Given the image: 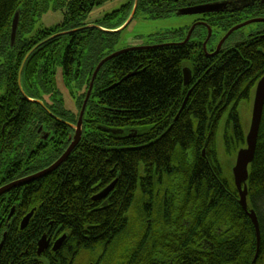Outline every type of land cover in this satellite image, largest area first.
I'll return each mask as SVG.
<instances>
[{
    "label": "trees",
    "instance_id": "obj_1",
    "mask_svg": "<svg viewBox=\"0 0 264 264\" xmlns=\"http://www.w3.org/2000/svg\"><path fill=\"white\" fill-rule=\"evenodd\" d=\"M105 1L0 0V83H10L6 88L10 96L18 97L16 77L20 67L24 84L29 83L32 69L41 64L45 71L43 86H49L62 59L69 67V59L81 58L88 47L92 56L104 49L108 53L115 34L87 29L55 35L83 25L85 15ZM143 4L145 1L141 0L139 6ZM17 8L20 23L10 47L9 25ZM50 10L63 11L61 23L36 29L35 20ZM253 44L222 52L212 57L210 63L201 62L197 66L200 81L176 121L172 118L178 107L174 101L180 97L177 77L181 52L169 48L175 52L155 55L156 60L150 63L149 50L138 53L136 58L132 56L134 52H125L107 62L106 68L110 67V76L115 78L141 67L137 74L105 94L97 86L108 80L107 74L96 77L85 114L89 134L72 158L74 169H83L86 174L80 173L67 186L57 188L53 207L57 210L60 206L64 214V232L70 234L73 230V237H90V261L264 264V104L245 182L247 211L238 203L231 167L227 165L230 162L232 166L237 150L245 146L246 130L240 123L238 105L249 99L255 81L264 75V43L260 47ZM187 50L186 47L188 59ZM109 83L103 84L104 88ZM166 101L170 115L161 117L154 109L161 111ZM162 120L172 125L169 132L155 143H147V125ZM132 126L142 141L127 139L130 136L126 132H132ZM101 137L109 142H99ZM117 140L134 148L108 152L107 148ZM86 177L91 183L100 181L102 185L117 178L101 206L87 208V200L82 198ZM75 180L78 187H74ZM249 210L254 211L259 223L256 258L255 230L247 215ZM13 233L8 235L0 264L10 263L15 251L21 249L20 239L10 236Z\"/></svg>",
    "mask_w": 264,
    "mask_h": 264
},
{
    "label": "flooded vegetation",
    "instance_id": "obj_2",
    "mask_svg": "<svg viewBox=\"0 0 264 264\" xmlns=\"http://www.w3.org/2000/svg\"><path fill=\"white\" fill-rule=\"evenodd\" d=\"M140 1L130 0L119 7L121 9L128 6L129 9H123L122 12L116 9L104 15L100 20L87 22L90 11L82 21L83 25L72 29V31L55 33V35L64 36L74 31L87 29L117 35L131 22L139 9L147 11L151 18L171 15L193 17L191 26L186 27L187 30L177 29L164 35H151L143 44L126 47L124 52L117 55L134 52L132 56L136 58L138 53L149 50L151 57L147 61L150 63L151 60H156L155 55L175 52V49L169 50V48H176L177 53L181 52V56L178 54L179 75L177 77L180 80L178 89L180 97L174 101L178 107L174 111L176 113L172 118L173 121L178 119L179 114L187 105V100L193 89L197 88L200 81L197 66L201 62L210 63L214 60L212 57L220 56L222 52L226 51L234 52L239 45L254 43L253 46L260 47L264 43V0H144L145 4L139 6ZM125 11L126 13H124ZM113 12L116 14L109 17ZM131 13V19L123 26ZM113 19L118 20L114 30L103 26L104 23ZM242 23L247 24L234 29L219 45L229 30ZM226 25L227 27H225ZM251 25H255V27L246 30ZM116 42L114 41L108 53L104 49L94 56L87 51L88 47L82 53L81 58L74 56L69 59L71 61L69 67L64 65L62 59L59 66L55 68L53 83L49 86H43L45 71L41 64L32 69L29 79L24 76L29 80V83L24 84L20 78L22 72V67H20L16 77L17 98L10 96V93L7 92L6 88L10 83H0V190L4 189L5 191L0 195V262L6 241L9 238L8 235L13 231L14 233L10 236L20 239L21 249L15 251L10 263L7 264H95L90 261L91 251L87 247L90 237L87 234L73 237L75 236L72 233L73 230L70 234L64 232L67 226L63 220L64 214L60 212V206L57 207V210L53 207L56 205L55 190L62 185L67 186L70 179H77L74 176L80 173L86 174L83 169H74L75 163L72 158L84 145V137L89 134L86 130L89 124L85 122V114L96 77H103L105 73L107 74L106 82H110V86L104 88L103 84L106 82L97 86L98 91L105 94L116 85H120L129 77L137 74L141 67V65L137 66L121 78L111 75L113 78L109 79L111 70L110 67L106 68L107 62L117 56L105 63L102 61L111 54L123 50H114ZM99 43L103 45L102 42ZM186 47L188 48V59L186 58ZM189 52L191 53L190 57ZM29 54L30 52L26 54V57ZM183 55L185 57L181 58ZM200 55L204 57H194ZM99 64L101 65L95 73ZM185 68L190 71L187 84H185L183 76ZM190 68L193 70V74ZM263 76L261 75L255 81L253 90L250 92L253 96L255 86ZM90 85H92L91 90L87 96ZM68 104H70V108L66 107ZM83 105L81 123L78 126V116ZM161 108V111L159 109H154V111H159L161 117L164 114L165 117H169V102L166 101ZM169 123L168 120H162L147 125V143H155L169 132L172 126ZM129 128L132 132H126V135L130 136L127 139L136 141V143L143 140L134 126ZM77 130L79 131L78 137L75 139ZM105 140L109 142L108 139L102 137L99 142L104 143ZM123 143L124 141L117 140L113 146L107 148L108 152H121L125 148H134L124 146ZM67 151L66 156L54 169L38 176L42 170H47L55 165ZM201 153L204 155V150ZM116 181L117 178H113L109 183L102 185L100 181L91 183L86 177L82 198L87 200V208L90 205L101 206L100 204L106 200ZM16 182L19 184L7 188L8 185ZM77 183L78 181L75 180L74 187H78ZM109 185L113 186L104 197L94 199Z\"/></svg>",
    "mask_w": 264,
    "mask_h": 264
},
{
    "label": "rangeland",
    "instance_id": "obj_3",
    "mask_svg": "<svg viewBox=\"0 0 264 264\" xmlns=\"http://www.w3.org/2000/svg\"><path fill=\"white\" fill-rule=\"evenodd\" d=\"M130 0H107L102 3L101 6L95 7L92 9L91 13L87 16V22L100 20L104 15L119 9L120 6L129 2ZM63 11L57 10L50 12L42 13L35 20L34 27L37 28H47L50 25H55L61 23L63 19ZM193 17L186 15H171L169 17H161V18H151L147 11H143L142 9L137 10L136 14L131 19V22L122 30H120L119 34L114 36V40L117 41L115 43L114 50H121L126 47H133L136 44H143L146 39H148L151 35H164L173 30L182 29L187 30L186 27L189 28L191 26ZM117 19L109 20V22L104 23L105 28L113 29L117 25ZM255 25H251L248 29H253ZM121 29V28H120ZM119 30V29H116ZM147 41V40H146ZM1 56V55H0ZM0 61L2 58L0 57ZM1 63V62H0ZM253 94L251 93V97L247 101H242L238 105V112L240 116V123L243 129L247 131L250 123L251 117V109H252V100ZM68 104L66 107H69ZM232 166L234 161H232ZM230 167L231 163L227 164Z\"/></svg>",
    "mask_w": 264,
    "mask_h": 264
},
{
    "label": "water",
    "instance_id": "obj_4",
    "mask_svg": "<svg viewBox=\"0 0 264 264\" xmlns=\"http://www.w3.org/2000/svg\"><path fill=\"white\" fill-rule=\"evenodd\" d=\"M19 9L17 8L16 11L14 12V14H12V19H11V27H10V33H9V38H10V46H12L14 44L15 41V35L17 33V27L19 24ZM132 17V13L129 16L128 19H126L127 21L124 23L123 26H125L128 22L129 19H131ZM247 23H242L239 24L238 26L232 28L231 30L228 31V33L226 35H224L225 37L222 38V40L219 42V45L223 42L224 39L227 38V36L236 28H238L239 26H244ZM188 40V38L186 39V41ZM126 49H123L121 51H117L116 53L111 54L110 56L106 57L105 60L103 59L102 63L115 56H117L118 54L124 52ZM218 50V48H217ZM217 50L215 51V53L217 52ZM101 63V64H102ZM98 65V67L95 70V73L97 72L98 68L100 67V65ZM184 70V80H185V84H187L189 77H190V71L188 68L183 69ZM94 73V77L95 74ZM93 77V78H94ZM91 86L89 87V90L87 92V96L91 90ZM255 92H254V96H253V102H252V109H251V117L250 119V123H249V127L247 129L246 135H245V146L241 147L239 150H237L236 155H235V160H234V164L231 168V174H232V178H233V182L235 185V188L237 189V193L239 196V202L240 206L242 207V209L244 211H247V203H246V196H247V189H246V185L245 182L247 180V176H248V165L252 162L251 160H253V156H254V151H255V146H256V138H257V134H258V128H259V124H260V119H261V114H262V107L264 104V76L257 82V85L255 86ZM86 102V100H85ZM83 109H84V105L83 108L81 109V112L78 116V126L81 123V116L83 113ZM78 130L77 133L75 135V139L78 137ZM69 151V149H68ZM68 151L60 158L58 159V161L55 163V165H53L51 168L47 169V170H42V173H40L38 176H42L46 173L49 172V170L54 169L59 162L61 161V159H63L66 154L68 153ZM16 184H19L18 182L10 184L7 186V188H9L10 186H15ZM113 185H109L107 188H104V190L102 192H100L99 194H97L96 197H94V199L96 198H102L104 197L112 188ZM5 192L4 189L0 190V195L1 193ZM253 210H249V212H247L248 217L251 219V224H253L254 226V230H255V237H256V252H255V258H256V254L258 253V247H259V237H260V230H259V223H258V219L255 213H253ZM22 226L24 224H21Z\"/></svg>",
    "mask_w": 264,
    "mask_h": 264
}]
</instances>
